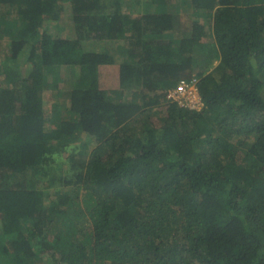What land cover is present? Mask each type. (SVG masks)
<instances>
[{"label": "trees", "instance_id": "obj_1", "mask_svg": "<svg viewBox=\"0 0 264 264\" xmlns=\"http://www.w3.org/2000/svg\"><path fill=\"white\" fill-rule=\"evenodd\" d=\"M183 8L203 17L174 38ZM0 10V63L24 58L12 80L0 67V264H42L41 239L54 264H264V0H0ZM204 38L213 65L194 61ZM114 54L116 86L134 97L105 86ZM193 76L200 110L166 97ZM49 85L68 100L50 114Z\"/></svg>", "mask_w": 264, "mask_h": 264}, {"label": "rangeland", "instance_id": "obj_2", "mask_svg": "<svg viewBox=\"0 0 264 264\" xmlns=\"http://www.w3.org/2000/svg\"><path fill=\"white\" fill-rule=\"evenodd\" d=\"M63 6H64V11H63L61 23L59 24V26L62 28L64 36L66 38H69L73 36V32H72L73 24L71 20V10H70V5L68 2L65 3ZM142 8H138V9L142 11ZM6 12H8V10L7 11L0 10V14H4ZM201 14L202 12H199L196 9H191V8L181 9V13H179L180 23L178 24V27L176 28L174 33H172L173 37L178 38V37L189 34L192 28L191 26L192 18L193 17H198V18L203 17ZM89 46H91L92 48L94 47L98 51H101L107 47V44L105 41H103V43L94 42V45L92 43V45H89ZM192 55H193L194 61L198 63L211 61L210 62L211 65L217 62V57H218L216 53V46L213 43H211V41H209L208 38L205 39L201 43L194 44L193 49H192ZM23 60L24 58L20 57L15 60L16 64L15 63L13 64L11 61L7 63V65L3 63V61L2 63H0V67L4 69L5 71L4 74L6 73L9 80L16 78V75L19 73V70L22 66ZM118 61H119V56L117 54H114V63L106 67L107 68L106 70L109 74V78L105 82V86L109 87L110 89H115L117 92L121 93L125 97H134L135 94L133 93L131 94V92L129 93L125 89L116 86V80L113 79L112 75H115L116 65H117L116 63ZM55 76H57V74ZM52 82L51 84H54ZM49 86H51V88L50 87L46 88L43 92V99H44L43 103H44V110L50 114L55 103H60L62 106L67 107L68 100L63 96L62 89L58 85L57 87L56 85H54L53 87L52 85H49ZM114 95L115 97L116 96L119 97L115 93ZM65 107L62 108V111H61L62 114H64ZM151 120L154 121L155 124H158L159 122L157 118L154 116L152 117ZM139 122H140V119L138 118V119H135L132 124L134 123L139 124ZM82 141H87V143H89V147L97 143V141L93 137H90V136L82 138L81 142ZM61 152L62 150L57 144L52 146V154L55 158H57V155L60 154ZM239 154H240V151H238V155ZM30 185H31V182L27 179L26 186H30ZM38 185H39L38 183H35L32 186L38 187ZM56 190L58 189L52 188V189L44 190V204L45 205H47L49 202H51V200L54 199ZM34 245L38 252L37 253L38 256L42 259V264H54L53 259L50 256V251L47 249V246L45 245V243L42 242V239L36 241Z\"/></svg>", "mask_w": 264, "mask_h": 264}, {"label": "built area", "instance_id": "obj_3", "mask_svg": "<svg viewBox=\"0 0 264 264\" xmlns=\"http://www.w3.org/2000/svg\"><path fill=\"white\" fill-rule=\"evenodd\" d=\"M197 78H181L173 87L167 89L166 97L169 101L176 102L179 106H186L200 110L203 102L197 89Z\"/></svg>", "mask_w": 264, "mask_h": 264}]
</instances>
